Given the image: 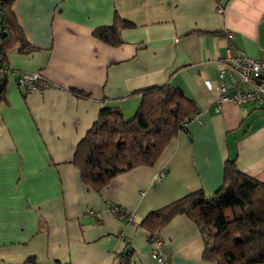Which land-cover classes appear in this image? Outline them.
I'll return each mask as SVG.
<instances>
[{"label": "crops", "instance_id": "0c3cea01", "mask_svg": "<svg viewBox=\"0 0 264 264\" xmlns=\"http://www.w3.org/2000/svg\"><path fill=\"white\" fill-rule=\"evenodd\" d=\"M117 19L130 24L119 30L120 45L94 37ZM11 21L34 51H20L14 32L5 47L0 264H120L126 257L156 264L140 226L149 213L198 190L211 196L224 183L226 161L264 183V109L219 103L217 71L228 57L264 53V0H15ZM33 72L50 87L21 89L16 76ZM231 79L224 82L232 86ZM165 84L200 110L186 132L154 167L121 174L100 192L84 184L72 160L100 110L114 107L131 119L140 104L134 94ZM112 206L133 220L119 219ZM157 237L169 264H216L202 259L200 232L184 216Z\"/></svg>", "mask_w": 264, "mask_h": 264}, {"label": "trees", "instance_id": "16d2710c", "mask_svg": "<svg viewBox=\"0 0 264 264\" xmlns=\"http://www.w3.org/2000/svg\"><path fill=\"white\" fill-rule=\"evenodd\" d=\"M14 1L0 0V25L5 34L0 44V68L7 67L5 47L13 32L19 37L20 51H34L12 24ZM129 26L117 19L112 26L100 27L93 34L109 46H118L119 30ZM6 76L0 77V104L4 101ZM71 92L88 97L80 91ZM134 95L140 97V104L133 118L125 120L117 108L103 107L74 153L72 164L81 181L97 192L132 169L154 167L168 144L185 133L186 124L200 113L192 99L169 84ZM177 216L197 226L204 243V261L264 264V183L240 172L234 160L226 161L224 183L211 196L198 190L149 213L140 224L148 233L147 240L157 239L159 231Z\"/></svg>", "mask_w": 264, "mask_h": 264}, {"label": "built area", "instance_id": "2783aa9c", "mask_svg": "<svg viewBox=\"0 0 264 264\" xmlns=\"http://www.w3.org/2000/svg\"><path fill=\"white\" fill-rule=\"evenodd\" d=\"M221 12V11H219ZM3 28L0 25V44L3 39ZM217 71L221 83L218 91L221 94L219 103L232 102L238 106L253 105L256 108L264 109V53L257 58L245 56L228 57L218 63ZM7 67L0 68V77L9 75ZM231 75L232 86L224 82V78ZM17 85L26 92H43L50 87V84L40 72L24 73L16 76ZM231 87V88H230ZM247 87V90L245 89ZM165 175L161 171L157 176L162 179ZM110 212L119 219L132 221L133 215L126 216L118 207H110ZM93 214L92 211L89 212ZM153 245L151 258L156 264H169L168 257L159 252L161 240L159 238L149 241ZM120 264H127L128 258L119 260Z\"/></svg>", "mask_w": 264, "mask_h": 264}, {"label": "water", "instance_id": "95a60500", "mask_svg": "<svg viewBox=\"0 0 264 264\" xmlns=\"http://www.w3.org/2000/svg\"><path fill=\"white\" fill-rule=\"evenodd\" d=\"M5 37V34H3V38Z\"/></svg>", "mask_w": 264, "mask_h": 264}, {"label": "rangeland", "instance_id": "374dc122", "mask_svg": "<svg viewBox=\"0 0 264 264\" xmlns=\"http://www.w3.org/2000/svg\"><path fill=\"white\" fill-rule=\"evenodd\" d=\"M133 118V117H132ZM128 120H130V119H128Z\"/></svg>", "mask_w": 264, "mask_h": 264}]
</instances>
